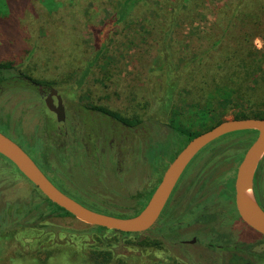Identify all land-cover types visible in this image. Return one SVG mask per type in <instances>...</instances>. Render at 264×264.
Returning <instances> with one entry per match:
<instances>
[{
    "label": "rangeland",
    "instance_id": "obj_1",
    "mask_svg": "<svg viewBox=\"0 0 264 264\" xmlns=\"http://www.w3.org/2000/svg\"><path fill=\"white\" fill-rule=\"evenodd\" d=\"M115 1L0 0V63L12 62V71L6 77L15 78L11 84L0 86V131L1 126H5L9 128L8 136L14 141L27 138L32 143H43L54 167L66 174L71 171L69 188L76 194L71 196L84 206L106 214L117 215L112 212L115 211L133 215L140 207L137 196L140 192L148 193L161 174H153L141 167L144 173L133 176L129 173L121 177L118 171L122 165L129 168L132 165L130 160L140 159L134 153L128 155L125 159L129 161L120 166L115 162L114 175L108 171L109 178L105 174V179L97 177L100 171L97 163L73 158L69 164L58 146L59 122L55 114L49 110L40 90L26 81L23 75L57 89L68 101V106L80 101L132 117L137 113L140 99V116L146 120L158 118L163 123H159L162 138L152 132L148 134L146 144L151 147L161 144L159 147H164V153L173 158L185 144L183 140L165 137V134L170 133L171 136L172 133L167 126L170 115L166 112L162 115L157 100L147 94L150 70L157 68L167 56L165 49L184 57L207 47L225 30L229 32V38L247 36L251 45L264 54V18L260 25L255 26L258 16H230L235 0H202L181 13L170 36L165 37V22L169 21L168 12L174 0H147L141 9L135 8L128 27L125 28V24L123 28L116 26L107 34L101 27L113 14ZM106 38L104 57L90 74H86L89 62L96 56L97 44ZM164 42L169 44V48L162 45ZM190 100L184 95L180 97L179 104L185 105ZM146 101L149 105L143 107ZM243 111L238 108L224 118L234 119ZM182 114L181 122L185 129L202 131L199 121L189 114L188 106ZM85 121L87 129L94 131L104 130L103 126H106L96 116ZM78 131L74 130L75 135ZM256 137L254 131H241L216 140L196 156L185 176H196L201 167L206 166L210 171H207V176L214 181L208 185L202 204L208 206L209 213L217 215L213 228L228 229L235 241L253 243L255 255L250 258L254 264H264V257H258L264 252L263 236L244 224L222 195L224 185L235 178L242 156ZM32 147V152L39 155L41 147ZM148 149L145 146L144 154L151 158ZM69 155L70 158L76 157V150ZM210 159L213 161L208 162ZM209 180L205 178L204 182ZM199 182L197 179L196 184ZM20 200L31 202L32 214L26 220L14 215L10 217L11 221L5 222L7 231L3 234L10 239L4 257L0 255V264H42L46 249L55 254L47 264H100L96 260H102L103 254L96 258L94 252L110 254L105 264H229V250L208 246L210 229L198 244L183 245L159 237L153 228L123 236L110 230L98 231L96 227L71 216L55 215L53 219L49 216L52 207L46 198L14 164L0 155V213L7 214L5 205L15 206ZM191 230L187 228L185 231L188 238L193 236ZM4 243L5 240L0 239V253H3Z\"/></svg>",
    "mask_w": 264,
    "mask_h": 264
},
{
    "label": "trees",
    "instance_id": "obj_2",
    "mask_svg": "<svg viewBox=\"0 0 264 264\" xmlns=\"http://www.w3.org/2000/svg\"><path fill=\"white\" fill-rule=\"evenodd\" d=\"M145 1L147 0H116L113 14L105 21L101 29L110 34L116 26L123 28L125 24L126 26L124 27H128L127 23L132 20L131 16L135 12V8L140 7L141 9ZM201 1L174 0L168 12L169 21L168 23L165 22L164 34L167 33L165 37L170 36L169 34L176 26L181 13H185ZM233 5L234 10L230 14L232 18L237 17L239 14L258 16L259 21L255 22V26L260 25L261 19L264 18V0H235ZM14 14L15 10L12 16ZM228 35L229 32L225 30L217 40L210 42L207 47L199 48L184 57L172 54L171 51L167 52L165 49L167 56H164L157 68L150 70L147 79V94L151 99L157 100L159 112L162 115L164 112L170 115L168 116L169 124L167 126L172 133L171 136L170 133L165 134V137L175 138L176 141L183 140L186 145L192 138L224 121V117L230 111L238 108L244 109V111L241 115L235 116V119H264V54L251 45L247 36L229 38ZM106 42L107 38L97 44L96 56L89 62L86 74H90L93 68L96 67L97 62L104 57L107 47ZM162 45H167L169 48V44L166 42ZM12 68V62L0 63V86L5 87L11 84V80L15 79L6 77V74L11 73ZM23 77L31 80L27 76L23 75ZM184 95L186 98H191V100L186 102L185 105H180V97ZM148 105L149 103L146 101L143 107H147ZM186 106L189 107V114L199 121V125L203 128L202 131L198 132L190 128H184L181 118L184 117L182 113L186 110ZM92 111H95L99 116L109 112L117 120H124L121 118V114L108 111L102 106H95L92 108ZM146 119L144 116H140V134H144V146H149L152 158H163L165 153L164 147H159L162 146L161 144L156 143L152 147L146 144L148 142V134L152 132L158 133L161 137L159 127L161 121L157 120L158 118H154V120ZM1 127V131L9 135V128L5 126ZM253 191L258 205L264 210V194L263 196L259 194L257 186H254ZM46 200L52 207L49 216H71L48 199ZM113 213L117 215L108 214L121 218L131 216ZM211 224L212 222H210ZM96 229L98 231L105 230L100 227H96ZM117 233L123 236L131 235V233ZM212 233L218 235L216 239L212 240L215 243L214 245H220L223 249L229 250L231 254L229 264H254V260L250 258L251 255H255L252 252L253 247H255L253 243L235 241L228 229L222 231V229L214 228L212 229ZM7 250L8 246L4 243L3 253H0V255L4 257V253ZM45 251V259H43L42 264H47L55 258L53 257L55 255L54 252L49 249ZM56 252L59 253L58 250ZM101 254H103L104 258L96 261L100 264L108 263L110 259L108 252H94L96 258ZM258 257H264V252L258 254Z\"/></svg>",
    "mask_w": 264,
    "mask_h": 264
},
{
    "label": "flooded vegetation",
    "instance_id": "obj_3",
    "mask_svg": "<svg viewBox=\"0 0 264 264\" xmlns=\"http://www.w3.org/2000/svg\"><path fill=\"white\" fill-rule=\"evenodd\" d=\"M24 79L30 84H32L33 87L39 89L43 97H45V100L48 97H51V90L54 87L43 85L41 83L31 81L27 78ZM58 94L62 98L65 117L61 122L57 120V122H59V125H57L58 134L56 137L58 139V146L61 147L62 154L69 164H71L70 162L73 158H77L81 162H86L87 160L90 162L97 163V166L100 170L99 175H97V177L105 179V174L108 177L109 172L112 173H110L111 175H114L113 167L115 162H117V166H120L121 164H123V162L129 161V159H125L126 157H128V155L131 156V153H134L135 155L140 156V159L134 158L130 160L132 165L129 168H126V166L122 165L118 171L121 177H124L125 175L128 176L129 173H131V176L135 174L138 175L139 172L144 173L145 171H142L141 167L145 168L148 171H151V173L153 174H161L157 182L153 185V187L148 193L140 192L139 196H137V199L140 200V207L139 209H136L133 214L136 215L147 204L152 193L161 181L162 176L165 170L167 169L168 165L175 158H172L171 155L167 154H165L163 158H148L145 156V146H143L145 138L144 134H140V99L138 100V110L135 116L132 115V117H128L123 116L121 114V118L126 120L124 121L117 120L109 112L99 116L95 113V111H92V108L95 107L94 105L81 103L80 101H74L72 102V104H70V106H68V101L59 93V91ZM93 116L102 119L106 123L107 127L103 126L104 130L101 128V130L99 131L87 129L85 119ZM78 129V134L75 135L74 130ZM16 141L20 145V147H22V149L38 165V167L43 171V173L50 179V181H52V183L65 194H67L68 196L70 195V197H72L71 194L74 193L69 188L71 187V185L69 183L68 177L69 174L71 175V171L69 172V174L67 173V175L66 173L60 172V170L55 168L54 165L50 162L48 150L46 149V146H43V143H32L27 138H20ZM35 145L41 147L39 148V155L34 154L31 150L33 148L32 146ZM146 147L149 148V146ZM124 149L127 150L126 153L124 152ZM73 150H76V157L73 156L72 158H70L71 155L69 154ZM179 151L176 153V155L179 153ZM212 161L210 159L208 162ZM161 165H163V167H161ZM189 166L190 165H188V167L180 177L179 181L177 182L169 200L167 201L157 222L153 227V229H155L156 231V235L166 239L167 241H170L173 244L196 245L200 241L201 237L204 236V234H208L206 231H209V229L210 231H212V229H214L212 227V224L217 222V215L214 213H209L208 206L202 204V199L205 195V192H207V189L209 188L208 185L213 183L214 178L207 176V171L209 170H206L205 165L201 167L196 176H190L187 178L188 175L185 176L187 174H185V172H187ZM138 169L140 170L138 171ZM263 171L264 158L260 162L254 177V186H257V190L262 196L264 194ZM205 178H209L210 180L205 183ZM197 179L200 181L199 184H196ZM234 180L235 178L231 182L228 181L224 185L222 195L224 200L231 203V210L233 208V211L239 218L234 203ZM5 208L6 209L4 211L7 214L0 213V239L5 240V244L8 246L10 237L8 238L5 234H3L7 231L5 227V222L11 221L10 217H13L14 215H17L18 217H24V220L31 217L32 204L30 201L20 200V202H18L15 206L7 204L5 205ZM54 216L55 215H51L53 219L55 218ZM210 222H212L211 225ZM187 228H192L191 231H193V236L191 238H188V235L185 234ZM207 236H210L211 238V241H207V243L209 244L208 246H215V243H213L212 240L216 239L218 235L211 233V235L209 234ZM216 247L222 248V246L220 245H216Z\"/></svg>",
    "mask_w": 264,
    "mask_h": 264
},
{
    "label": "water",
    "instance_id": "obj_4",
    "mask_svg": "<svg viewBox=\"0 0 264 264\" xmlns=\"http://www.w3.org/2000/svg\"><path fill=\"white\" fill-rule=\"evenodd\" d=\"M46 103L49 110L56 114L57 120L63 121L64 106L56 89L51 90V97L46 99ZM241 131H254L257 137L246 150L237 168L234 180L235 208L241 221L264 237V210L258 205L253 191L255 173L264 158V119L224 120L210 130L192 138L168 165L147 204L139 213L130 217L121 218L89 209L68 196L50 181L17 142L1 131L0 155L14 164L17 170L46 199L80 222L113 232L135 234L147 232L154 227L180 177L204 148L228 134ZM248 192L252 194L253 205H247L244 201V196Z\"/></svg>",
    "mask_w": 264,
    "mask_h": 264
},
{
    "label": "bare ground",
    "instance_id": "obj_5",
    "mask_svg": "<svg viewBox=\"0 0 264 264\" xmlns=\"http://www.w3.org/2000/svg\"><path fill=\"white\" fill-rule=\"evenodd\" d=\"M244 201L247 205H253V198L251 192L245 194Z\"/></svg>",
    "mask_w": 264,
    "mask_h": 264
}]
</instances>
